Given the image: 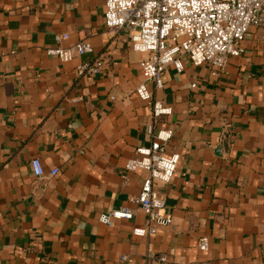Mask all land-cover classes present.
Returning <instances> with one entry per match:
<instances>
[{
    "label": "crops",
    "instance_id": "obj_1",
    "mask_svg": "<svg viewBox=\"0 0 264 264\" xmlns=\"http://www.w3.org/2000/svg\"><path fill=\"white\" fill-rule=\"evenodd\" d=\"M106 2L0 0V264H264V30L217 76L184 59L157 91L128 34L106 27ZM61 34L92 52L48 55ZM95 58L103 73L79 77ZM141 84L172 114L154 118ZM151 124L174 131L165 155L182 160L156 186L174 223L148 239L133 235L146 222L138 206L112 228L99 218L140 194L148 173L126 164L151 145ZM35 158L59 175L35 177Z\"/></svg>",
    "mask_w": 264,
    "mask_h": 264
},
{
    "label": "built area",
    "instance_id": "obj_2",
    "mask_svg": "<svg viewBox=\"0 0 264 264\" xmlns=\"http://www.w3.org/2000/svg\"><path fill=\"white\" fill-rule=\"evenodd\" d=\"M105 24L115 33L128 34L134 52L144 56L140 63L142 74L155 90L164 88V76L173 66L178 73L184 71V59L194 67L209 65L213 75L224 71L230 59L245 55L243 46L253 29L264 30V0H107ZM68 34L55 36L56 45L47 50L48 55L63 63L88 56L92 52L90 42H78L70 47ZM106 62L95 58L77 67L79 77L100 75ZM194 87H196L194 85ZM140 100L151 109L154 118L172 114V109L154 99L146 84L136 89ZM148 133L152 139L149 147L138 149L139 157L126 164V170L148 173L139 195L128 199V205L102 214L100 223L112 228L116 222L134 220L136 214L131 206H138L146 217L143 228H135L137 238H154L161 228L171 227L174 218L166 211V196L156 186L169 185L181 163L182 157L165 155V148L174 136L172 129L157 131L153 124ZM37 178H56L60 170L55 168L47 174L40 159L30 163ZM199 250L210 249L209 239L199 240ZM121 264H131L128 256L121 257ZM150 264H161L159 260Z\"/></svg>",
    "mask_w": 264,
    "mask_h": 264
}]
</instances>
